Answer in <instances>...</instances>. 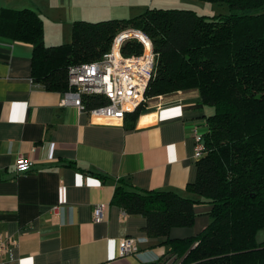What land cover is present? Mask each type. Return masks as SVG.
<instances>
[{
  "label": "crops",
  "instance_id": "crops-1",
  "mask_svg": "<svg viewBox=\"0 0 264 264\" xmlns=\"http://www.w3.org/2000/svg\"><path fill=\"white\" fill-rule=\"evenodd\" d=\"M77 1L0 0V12L35 11L48 47L70 43L76 21L117 17L86 16ZM32 67L33 46L0 35V237L18 242L1 264H161L168 248L154 247L160 240L147 235V220L113 203L118 180L196 198L187 191L197 177L193 130L205 134L214 110L198 91L178 92L138 119L92 125L86 114L61 106L63 92L36 83ZM21 156L34 163L26 173L15 169ZM97 206L104 210L100 223L94 221ZM195 211L194 226L173 228L170 239L196 236L208 226L211 207L199 204ZM142 237L150 241L140 255L120 256L122 240Z\"/></svg>",
  "mask_w": 264,
  "mask_h": 264
},
{
  "label": "trees",
  "instance_id": "trees-1",
  "mask_svg": "<svg viewBox=\"0 0 264 264\" xmlns=\"http://www.w3.org/2000/svg\"><path fill=\"white\" fill-rule=\"evenodd\" d=\"M226 4L230 14L209 17L191 10L148 9L136 19L79 20L72 41L45 45L44 22L32 10L3 9L0 35L33 46V77L48 91L69 89L74 65L102 59L117 33L128 27L145 32L157 54L155 75L145 92L158 99L198 91L208 118L205 151L197 161L195 183L187 191H143L118 180L113 203L147 220L146 233L168 248L176 264H264V0H200ZM122 54L140 55L139 42L126 41ZM87 109L106 105L84 97ZM144 104L126 115L138 119ZM126 119V118H125ZM211 207L210 223L198 235L172 240L173 228L193 227L196 206Z\"/></svg>",
  "mask_w": 264,
  "mask_h": 264
},
{
  "label": "built area",
  "instance_id": "built-area-1",
  "mask_svg": "<svg viewBox=\"0 0 264 264\" xmlns=\"http://www.w3.org/2000/svg\"><path fill=\"white\" fill-rule=\"evenodd\" d=\"M129 40H137L142 46L140 55L124 56L122 45ZM157 54L153 41L146 33L129 29L116 38L113 47L102 59L83 65H74L69 70V89L64 93L62 107H74L88 116L92 125H119L124 123L126 115L135 112L147 104L145 92L155 75ZM95 96L106 99L107 104L87 109L84 97ZM162 97L158 98L161 100ZM196 143L195 159L198 161L205 151V134L194 127ZM51 148V145H50ZM34 163L23 156L15 164L18 173H26ZM103 207L97 206L94 211L95 223L103 220ZM149 237L127 238L120 242V256L140 255L141 245L149 243ZM18 242L0 237V264L2 257L13 256V248Z\"/></svg>",
  "mask_w": 264,
  "mask_h": 264
},
{
  "label": "rangeland",
  "instance_id": "rangeland-1",
  "mask_svg": "<svg viewBox=\"0 0 264 264\" xmlns=\"http://www.w3.org/2000/svg\"><path fill=\"white\" fill-rule=\"evenodd\" d=\"M76 3L77 5L81 4V6L86 7L84 10H82V13L86 16H89L90 13L114 12L115 16H117L115 18L121 20L136 19L139 16L143 15V13L148 9H154V8L162 9V10H175V9L191 10L199 15H205L212 18L220 15L230 14V9L226 4H213L200 0H89V1L78 0ZM129 29L139 30L136 27L135 28L128 27L124 30L119 31L111 44V48L113 47L116 38L119 37L122 32L127 31ZM71 41H72V37H71ZM129 41L138 42L137 40H129ZM128 55L132 56L136 54H132V55L128 54ZM161 97L163 99H166L168 96H161ZM157 102H159V100L156 98L150 99V104H151L150 106H154ZM257 240L258 242L264 241V230H261L259 232Z\"/></svg>",
  "mask_w": 264,
  "mask_h": 264
},
{
  "label": "water",
  "instance_id": "water-1",
  "mask_svg": "<svg viewBox=\"0 0 264 264\" xmlns=\"http://www.w3.org/2000/svg\"><path fill=\"white\" fill-rule=\"evenodd\" d=\"M204 144H205V142H204Z\"/></svg>",
  "mask_w": 264,
  "mask_h": 264
}]
</instances>
